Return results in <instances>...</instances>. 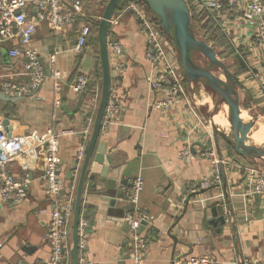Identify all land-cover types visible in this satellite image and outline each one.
I'll return each mask as SVG.
<instances>
[{
  "label": "crops",
  "instance_id": "obj_1",
  "mask_svg": "<svg viewBox=\"0 0 264 264\" xmlns=\"http://www.w3.org/2000/svg\"><path fill=\"white\" fill-rule=\"evenodd\" d=\"M79 1L83 4L81 17L60 32H53L45 22L35 21L34 9L28 11L29 19L36 22L31 46L38 51L49 76L34 94L16 103L0 99V122L9 120L12 135L26 139V153L9 163L7 171L15 178L27 179L28 183V195L22 203L0 205V264H48L50 259L47 234L54 205L48 196L43 143L50 129L61 136L64 191L75 185V200L77 197L78 179L86 159L85 155L78 159L82 132L94 112L96 119L102 93L95 25L100 23L109 0ZM132 2L119 6L108 30L123 47L121 56H110L111 99L119 101L121 110L112 128L101 130L89 169L102 148L106 168L109 159L117 167L109 171L107 178L114 181L113 185L100 184L94 192L91 182H85L81 219L88 222L90 231L86 249L80 250V264H134L131 227L124 220L129 213L120 216L125 209L111 208L105 199L116 195L117 182L123 184L121 189L129 197L133 191L130 186L138 178H142L144 189L134 205L143 215L140 232L146 240L144 264H179L181 260L202 256H211L221 264H243L244 260L264 264V196L252 192L264 171L248 158L235 160L222 138H219L221 155L218 153L212 128L217 113L208 118L211 112H206L205 103L195 101L194 83L186 78L184 89L189 103H178L170 111L157 107L164 95L151 89L155 72L146 59L145 38L139 19L130 9ZM84 25L91 26L92 33L87 45L78 52L76 46ZM205 35L206 31L203 40ZM12 46L18 48V41L0 45L3 93L4 83L28 82L24 60L9 56ZM51 55L56 56L55 70L63 79L59 106L49 70ZM176 63L177 69L184 73L181 60ZM245 69L242 75L250 76V81L246 84L240 81L239 97L244 102L250 99L252 102L245 109L262 110L257 119H264V91L257 86L255 71L248 64ZM81 76L87 77L89 83L87 91L79 94L75 85ZM186 150L190 151L188 155ZM207 152L215 153L223 161L221 184L190 196L192 184L211 178L214 173L213 159ZM76 160L78 169L70 181L69 172ZM1 180L0 172V184ZM217 201L224 202L227 208V225L222 228L209 225L206 219L207 211ZM70 248L72 253L73 238Z\"/></svg>",
  "mask_w": 264,
  "mask_h": 264
},
{
  "label": "built area",
  "instance_id": "obj_2",
  "mask_svg": "<svg viewBox=\"0 0 264 264\" xmlns=\"http://www.w3.org/2000/svg\"><path fill=\"white\" fill-rule=\"evenodd\" d=\"M190 16L191 24L205 34V27L211 22L223 35L229 38L235 53L247 54V64L255 71L257 86L264 91V0H184ZM36 11L35 21L45 22L53 32L63 31L67 26L73 25L83 13V4L79 0H0V45L18 41L19 47L12 46L9 56L14 59H23V67L28 77L26 84L4 83V93L11 97H22L34 94L48 78L47 67L44 66L38 51L31 44L35 34V21L29 19L28 11ZM130 9L140 21L142 33L145 38L146 59L154 68L151 79V89L164 95L157 105L161 110L170 111L178 103L188 104V93L184 89L185 74L181 73L173 57L177 55L176 49L164 33L157 18L148 6L134 0ZM113 22V19L111 23ZM92 27L84 25L80 31L76 50L81 52L87 45L91 36ZM203 34V36H204ZM110 56L119 57L123 47L114 33L107 35ZM56 56H50V74L55 84L57 95L56 105H60L59 93L62 76L55 70ZM252 73V72H251ZM243 81H250V76H243ZM253 80V79H251ZM87 77H79L75 88L79 94L88 89ZM256 85V84H255ZM98 100V99H97ZM96 100V102H97ZM120 103L116 99H109L102 122V131H109L120 113ZM95 121V112L87 118V127L82 132V144L78 159H82L84 151L90 140ZM60 135L53 129L47 131L43 141L46 154L45 179L48 187V196L52 200L54 209L48 227V241L51 255L48 264H71L70 242L75 209V185L64 191L61 183V144ZM0 205L15 202L22 203L28 195L27 179L15 178L7 171L12 161L26 153V139L22 136H8L5 127L0 122ZM189 150L185 151L188 155ZM213 159L214 173L211 178L192 184L188 194L196 196L205 190L221 184L222 176L220 165L223 161L215 153H205ZM144 189L142 178L133 183V191L128 200L137 204ZM63 192L65 193L64 195ZM254 194L264 196V176L259 174L253 191ZM227 212L225 211V216ZM131 227V245L134 264H144L146 253V240L140 232L143 215L139 210L130 212L124 218ZM89 225L84 219L80 224V250L87 247V233ZM179 264H221L209 256L191 257L181 260ZM243 264H260L244 260Z\"/></svg>",
  "mask_w": 264,
  "mask_h": 264
},
{
  "label": "water",
  "instance_id": "obj_3",
  "mask_svg": "<svg viewBox=\"0 0 264 264\" xmlns=\"http://www.w3.org/2000/svg\"><path fill=\"white\" fill-rule=\"evenodd\" d=\"M126 0H109L103 17L98 26L99 54L102 65V93L98 105L97 115L94 123L93 133L89 145L84 151L86 156L84 167L79 175L77 197L75 200L74 221H73V249L72 264H80V224L83 211V197L85 182L88 180L91 188L95 192L100 184L113 185L114 181L108 180L109 171H113L114 166L111 159L108 160V167L105 165V154L102 150L90 166L91 153L99 139L102 130V122L106 108L111 97V66L110 54L108 50L107 35L109 25L115 16L119 6ZM144 2L148 9L160 19V25L164 33L173 42L176 50L180 54L181 66L185 78L191 83H203L206 87L217 94L222 101L229 107L230 124L233 130V136L226 133L216 125L213 128V139L216 149L220 154V141L222 138L235 152L245 156L248 159L264 160V147L248 145L249 134L255 126V122L245 123L241 117L240 97L237 91V83L232 76L229 68L222 62L215 49L203 39H199L191 27V16L189 9L184 0H140ZM204 57L208 60V67L199 65L196 61L198 57ZM215 70H222L227 82L214 74ZM27 96L11 97L0 92V99L9 103H16ZM216 114V111L214 112ZM8 136L12 135V127L9 120L3 122ZM1 154V151H0ZM221 155V154H220ZM78 161L73 164L69 172L68 179L74 180L73 172L77 171ZM105 166V167H104ZM114 174V173H113ZM117 175V174H116ZM100 179V180H99ZM126 185V183H124ZM123 184L118 182L114 185L117 188L116 195L112 198L105 199L109 207H123L125 210L120 216L124 217L127 213L135 212L136 206L130 204L128 192L123 191ZM130 188H133L130 186ZM65 193L63 192L62 195ZM225 203L217 201L207 211L206 219L209 225L216 228H222L227 225L225 217ZM90 231V227L88 228Z\"/></svg>",
  "mask_w": 264,
  "mask_h": 264
},
{
  "label": "rangeland",
  "instance_id": "obj_4",
  "mask_svg": "<svg viewBox=\"0 0 264 264\" xmlns=\"http://www.w3.org/2000/svg\"><path fill=\"white\" fill-rule=\"evenodd\" d=\"M214 28L217 29L216 27H214ZM193 31L195 32V34H197V37L199 39H202V36L204 34L203 31L198 30L197 27H193ZM210 32L214 33V35L216 37H218V32H220V31H218V32L210 31ZM206 33H208V30ZM221 35L224 36L227 43H230V40L228 37H226L222 33H221ZM212 47L214 49H216L215 51L218 52L217 53L218 58L222 62H224L225 65L229 68L232 76L234 77V79L237 83V91H240V90L242 91L241 86H240V81L243 82V79H242L243 75L236 74V71H238L237 66H241L244 68L247 67L246 63L248 60V55L247 54L241 55V54L235 53V50L231 44L226 46V48L225 47H215L214 44L212 45ZM176 52L178 53V55H177V57H173V60L175 62H179L180 54L177 50H176ZM196 61L199 65H201L203 67H208V65H209L208 60L204 57L199 56L196 59ZM214 74L220 78L223 77V79H224L223 81L227 82L222 70H215ZM247 82L248 81L245 79L243 83L246 84ZM194 96H195V101L198 104L199 103H205L206 112L207 111L211 112L209 115L210 117H208L209 119H211L212 115L216 111V113L222 112L223 115L228 119V121L230 120L229 107L222 101V99L217 94H215L212 90H210L208 87H206L203 83H201V82L200 83H194ZM249 101L250 102H248V101L244 102V101H242V99H240V106H241L242 110L245 111L244 112L245 119L243 121L245 123H249L252 121L255 122V126L251 130V133H252L254 130H257L258 128L264 126V119H257L259 114H262V110L259 111V109L258 110L254 109V110L250 111V110L245 109V106H247L248 104H250L252 102L250 99H249ZM257 111H259V113L256 114ZM229 124H230V121H229ZM224 132L228 133L227 135L233 136V130H232L231 124L229 125L228 129H226ZM250 134H249V137L251 136ZM247 143H249V142H247ZM262 147H264V145ZM250 161H251V163H254V165L260 166L262 168V170L264 171V160H262V159L261 160L250 159ZM261 175L264 176V172L261 173Z\"/></svg>",
  "mask_w": 264,
  "mask_h": 264
},
{
  "label": "trees",
  "instance_id": "obj_5",
  "mask_svg": "<svg viewBox=\"0 0 264 264\" xmlns=\"http://www.w3.org/2000/svg\"><path fill=\"white\" fill-rule=\"evenodd\" d=\"M126 1L131 2L134 0H126ZM126 1H124V2H126ZM98 26H99V23H97L95 25L96 29H98ZM214 29H215L214 25L211 22H208L206 27H205V31L207 32V30H208V33H206V35L204 37V41H206L208 44H211L213 42L215 47H225L226 48V46H228V43L225 40L224 36L221 35V32H218V31H220L219 29H215V30ZM210 31L218 32V37H216L214 35V33H211ZM237 70L238 71H236V74H239V75L245 74V72H246V69L244 67H241V66H237ZM228 147L231 148L230 146H228ZM231 150H232V152H231L232 156L235 160H237V161H240V160L246 161L247 160L246 157L235 152L232 148H231Z\"/></svg>",
  "mask_w": 264,
  "mask_h": 264
},
{
  "label": "bare ground",
  "instance_id": "obj_6",
  "mask_svg": "<svg viewBox=\"0 0 264 264\" xmlns=\"http://www.w3.org/2000/svg\"><path fill=\"white\" fill-rule=\"evenodd\" d=\"M221 79L224 80L223 77H221ZM244 112L245 111L241 113V117L243 120L245 119ZM213 123L225 130L228 129L230 125L228 119L223 115L222 112L217 113V115L213 119ZM250 135L251 136L248 139L249 143L247 144L258 147H262L264 145V126L258 128L257 130H254Z\"/></svg>",
  "mask_w": 264,
  "mask_h": 264
}]
</instances>
